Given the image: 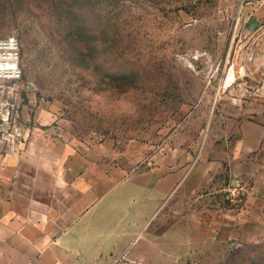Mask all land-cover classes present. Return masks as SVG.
I'll list each match as a JSON object with an SVG mask.
<instances>
[{
  "label": "rangeland",
  "instance_id": "obj_1",
  "mask_svg": "<svg viewBox=\"0 0 264 264\" xmlns=\"http://www.w3.org/2000/svg\"><path fill=\"white\" fill-rule=\"evenodd\" d=\"M0 35V140L53 213L99 189L140 205L133 264H264V0H0Z\"/></svg>",
  "mask_w": 264,
  "mask_h": 264
},
{
  "label": "crops",
  "instance_id": "obj_2",
  "mask_svg": "<svg viewBox=\"0 0 264 264\" xmlns=\"http://www.w3.org/2000/svg\"><path fill=\"white\" fill-rule=\"evenodd\" d=\"M2 142L0 264H118L121 258L130 264L139 262L146 243L143 241L146 221L138 220L140 205L131 209L134 216L128 218L126 206L102 197L97 188V192L93 189L86 196L84 193L66 199L60 196L62 209L53 213L52 189L62 188L57 187L61 183H54L53 187L45 158L38 167L31 159L23 167L26 171L23 174L18 156L9 150L4 152ZM127 185L108 187L109 192L102 195L121 194ZM102 189L107 191L105 187Z\"/></svg>",
  "mask_w": 264,
  "mask_h": 264
},
{
  "label": "built area",
  "instance_id": "obj_3",
  "mask_svg": "<svg viewBox=\"0 0 264 264\" xmlns=\"http://www.w3.org/2000/svg\"><path fill=\"white\" fill-rule=\"evenodd\" d=\"M21 78L20 47L16 38L0 35V82H16Z\"/></svg>",
  "mask_w": 264,
  "mask_h": 264
}]
</instances>
